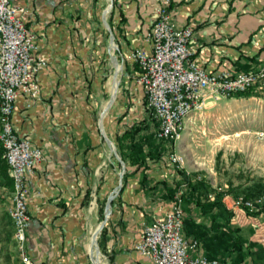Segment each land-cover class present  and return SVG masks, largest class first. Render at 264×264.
<instances>
[{
	"label": "crops",
	"instance_id": "0c3cea01",
	"mask_svg": "<svg viewBox=\"0 0 264 264\" xmlns=\"http://www.w3.org/2000/svg\"><path fill=\"white\" fill-rule=\"evenodd\" d=\"M159 3L113 0L106 23L119 44L120 59L133 50L151 53L147 35ZM12 4L23 8L38 54L47 60L46 67L35 75L39 99L26 107L27 98L19 96L11 116L16 134L29 138L43 153L26 180L29 257L36 264H94V254L96 264H152L150 258L134 250V245L141 241L146 226L173 208L168 191L179 177L166 155L175 154L180 140L171 143L168 152H161L157 159L145 158L143 165L127 167L98 239L101 259L92 251L95 232L104 220L103 203L119 185L122 165L112 144L118 146L119 154L123 151L121 136L128 122L135 119L132 115L121 117L124 97L109 115L105 112L109 103L103 107L102 121L101 114H96L95 98L108 90L102 61L110 32L103 22V0H12ZM170 9L178 27L191 28L193 62L206 72L235 75L247 69L256 71L264 59V0H171ZM127 62L123 87L131 105L139 106L141 113L145 99L136 83L139 68ZM115 68L116 72L121 70L119 65ZM116 82L115 78L113 97ZM192 118L185 120L183 131ZM12 191L0 144V262H10L12 256L13 248L9 250L7 243L9 239L14 243L7 215ZM224 203L229 208L227 199ZM212 215L203 214L193 204L187 206L185 214L207 227ZM237 217L240 234L248 244L241 264H264V246L253 238L256 223L264 224V214L252 222L240 214Z\"/></svg>",
	"mask_w": 264,
	"mask_h": 264
},
{
	"label": "built area",
	"instance_id": "2783aa9c",
	"mask_svg": "<svg viewBox=\"0 0 264 264\" xmlns=\"http://www.w3.org/2000/svg\"><path fill=\"white\" fill-rule=\"evenodd\" d=\"M170 6L171 0H160L154 10L155 20L147 35L151 53L133 50L127 59L139 68L136 83L143 90L145 110L157 123L156 139L176 142L181 138L185 120L201 114L210 101L230 99L264 80V63L256 72L235 75L208 73L197 67L189 49L193 32L174 23ZM46 65V58L38 54L35 35L26 26L23 8L13 5L12 0H0V144L13 184L7 215L21 264H36L26 247L30 224L26 180L43 153L29 138L16 134L11 116L19 96L27 98L26 107L39 99L35 75ZM168 160L180 168L179 156L171 154ZM262 201L263 197L255 201L231 199V206L227 207L232 213L231 223L240 225L237 214L252 222L256 216L251 214L258 211ZM183 220L178 198L171 212L144 228L134 250L150 258L152 264H219L203 254L196 239L185 236ZM255 227L253 238L264 246V224L256 223Z\"/></svg>",
	"mask_w": 264,
	"mask_h": 264
},
{
	"label": "rangeland",
	"instance_id": "374dc122",
	"mask_svg": "<svg viewBox=\"0 0 264 264\" xmlns=\"http://www.w3.org/2000/svg\"><path fill=\"white\" fill-rule=\"evenodd\" d=\"M110 5L109 0H103L104 11L109 10L105 16L106 22L113 11V5L112 7ZM107 24L113 36L112 43L110 36H106V56L102 61L106 73L103 76V82L105 89L108 90L95 98L96 114H102L103 107L109 103L111 97L113 102L106 115L115 112L117 101L124 97L123 110L125 113L121 117L135 116L133 122L129 123V121L126 126L128 131L132 130L131 127L145 117V103L144 107L141 106L143 111L139 113L140 107H133L128 99V90L123 87V73L128 65L127 58L122 56L120 59L119 44L115 40L111 26L109 23ZM263 63L264 59L256 67V71L260 70ZM117 65L121 66L119 72H116ZM256 71L252 70L251 72ZM114 77L118 80V85L113 97ZM250 95L249 98L232 97L218 102L210 101L201 114H193V118L187 124V129L181 134L183 137L179 139L180 143L174 152L180 158V168L187 174L202 180L209 188L212 197L221 194L223 203L227 199L228 206H231V199L244 197L247 192L252 190L254 184L264 183V80L250 89ZM152 132L150 129L139 131L133 133L134 137L126 136L123 133L120 139L123 151L120 154L117 151L118 146L112 144L116 155L124 164V169L122 165L119 166L122 177L125 176L128 166L143 165L145 158L157 159L162 155L161 152H168L169 144L153 138ZM150 151L153 153L148 154ZM170 155L167 154L166 157L168 158ZM214 193L216 194L214 195ZM11 201L12 197L7 207L11 205ZM188 205L184 200H181L184 215ZM225 206L227 208L226 204ZM103 208H105L104 203ZM98 221L94 227L99 224ZM100 233L101 231L96 239L97 246L95 245L92 251L97 250ZM89 236L88 234V238ZM5 237L6 234H4V239ZM7 243L9 250L11 247L13 248L12 256L10 262H0V264H21L15 242H10L9 239ZM98 252L102 259L99 248ZM92 259L96 264L94 254H92Z\"/></svg>",
	"mask_w": 264,
	"mask_h": 264
},
{
	"label": "trees",
	"instance_id": "16d2710c",
	"mask_svg": "<svg viewBox=\"0 0 264 264\" xmlns=\"http://www.w3.org/2000/svg\"><path fill=\"white\" fill-rule=\"evenodd\" d=\"M250 72L249 69L244 70V73ZM250 90L236 94L233 98H249ZM145 111V117L138 123L134 124L131 129L126 130L124 135L134 137V134L150 129L152 137L156 139L157 123L152 116ZM134 133V134H133ZM158 140V139H157ZM162 141V140H160ZM167 145L172 141H162ZM142 144V142H141ZM142 146V145H141ZM153 153V152H152ZM151 151L148 154H152ZM156 154V153H155ZM175 172L179 177L175 181L174 188L169 189L168 196L173 199L174 203L178 200H184L187 204H193L198 207L203 214L212 212L210 226H202L197 224L192 217L184 215L183 231L187 236L193 237L201 243L202 250L210 259H215L219 263L232 262L231 264H241L245 261L247 242L241 236V228L231 224L230 219L232 213L226 208L222 201V195L214 193L212 199H209V188L202 180L193 175L187 174L182 168H175ZM263 197V201L257 212L251 215L257 216L264 214V183L254 184L251 191L247 192L243 197L246 200L255 201ZM103 208H101L102 212ZM248 245V244H247Z\"/></svg>",
	"mask_w": 264,
	"mask_h": 264
},
{
	"label": "water",
	"instance_id": "95a60500",
	"mask_svg": "<svg viewBox=\"0 0 264 264\" xmlns=\"http://www.w3.org/2000/svg\"><path fill=\"white\" fill-rule=\"evenodd\" d=\"M111 1V5H110V7H112V5H113V0H110ZM107 12H108V10H106L104 13H103V22H104V24H105V26H106V28L108 29V31L110 32V40H111V43L113 42V36H112V33H111V31H110V28L108 27V24L106 23V20H105V15L107 14ZM114 79H115V77H114ZM112 102H113V98L111 97V100L109 101V105H108V107H110L111 106V104H112ZM104 117V115H103V112H102V114H101V121H102V118ZM122 167H123V169H124V164L122 163ZM121 179H122V174H120V181H119V185H118V187L116 188V190L114 191V192H112V194L109 196V198H108V200H107V202H106V204H105V208H104V220L101 222V224L97 227V229H96V234H98L101 230H102V228L104 227V224L106 223V221L108 220V217H109V213H110V204H111V201L113 200V198L115 197V195L117 194V192L120 190V188H121ZM96 239H97V237H96V235H95V241H96ZM97 246V245H96ZM97 253H99L98 252V248H97Z\"/></svg>",
	"mask_w": 264,
	"mask_h": 264
},
{
	"label": "bare ground",
	"instance_id": "6f19581e",
	"mask_svg": "<svg viewBox=\"0 0 264 264\" xmlns=\"http://www.w3.org/2000/svg\"><path fill=\"white\" fill-rule=\"evenodd\" d=\"M117 85H118V82H116V85H115L116 88H117ZM108 108H109V107L106 108L105 112L108 110ZM95 235H96V237H97L98 234L95 233ZM94 243L96 244L95 237H94ZM96 252H97V250H96ZM98 254H99V253H98ZM97 259H98V258H97Z\"/></svg>",
	"mask_w": 264,
	"mask_h": 264
}]
</instances>
